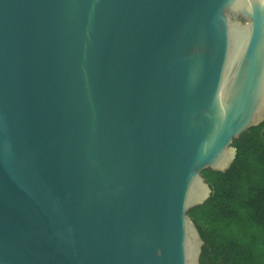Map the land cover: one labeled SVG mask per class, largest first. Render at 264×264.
Instances as JSON below:
<instances>
[{
  "label": "water",
  "instance_id": "water-1",
  "mask_svg": "<svg viewBox=\"0 0 264 264\" xmlns=\"http://www.w3.org/2000/svg\"><path fill=\"white\" fill-rule=\"evenodd\" d=\"M262 122L264 0H0V264H200Z\"/></svg>",
  "mask_w": 264,
  "mask_h": 264
},
{
  "label": "trees",
  "instance_id": "trees-1",
  "mask_svg": "<svg viewBox=\"0 0 264 264\" xmlns=\"http://www.w3.org/2000/svg\"><path fill=\"white\" fill-rule=\"evenodd\" d=\"M233 145L228 169L202 171L212 191L189 210L204 242L200 264H264V122Z\"/></svg>",
  "mask_w": 264,
  "mask_h": 264
}]
</instances>
